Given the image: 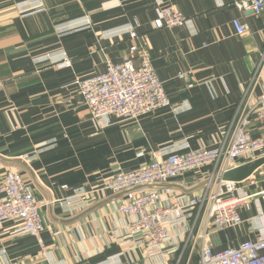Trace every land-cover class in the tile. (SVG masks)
<instances>
[{"label": "crops", "instance_id": "1", "mask_svg": "<svg viewBox=\"0 0 264 264\" xmlns=\"http://www.w3.org/2000/svg\"><path fill=\"white\" fill-rule=\"evenodd\" d=\"M236 1L0 0V180L13 170L28 182L46 246L40 254L20 221L4 222L0 264H176L188 213L174 210L166 217V246L127 242L130 217L117 206L139 189L110 192L102 184L117 168H137L221 139L264 47V10L240 12ZM164 3L186 16L183 26H163ZM235 17L248 26L245 33H236ZM134 18L139 37L132 39ZM134 43L149 50L170 108L120 122L104 117L98 124L78 81L102 72L107 60L120 62ZM255 91L261 93L260 85ZM262 162L242 157L231 168L232 179H246L236 198L250 195L238 204L241 222L201 224L193 250L178 264H197L205 233L217 247L264 234V201L254 195L264 186ZM204 176L205 169L192 170L146 188H157L163 204H171L198 194V177Z\"/></svg>", "mask_w": 264, "mask_h": 264}, {"label": "built area", "instance_id": "2", "mask_svg": "<svg viewBox=\"0 0 264 264\" xmlns=\"http://www.w3.org/2000/svg\"><path fill=\"white\" fill-rule=\"evenodd\" d=\"M234 7L240 12L259 15L264 10V0H237ZM160 15L163 26L167 27H181L186 21V16L172 3L162 4ZM231 22L237 34L248 30L239 17ZM139 24L136 18L132 20L130 38L139 37ZM64 63L69 64L70 60L64 58ZM262 71L264 47L259 52L250 83L215 145L158 157L138 169L120 170L107 183L114 190L125 191L128 187L139 188L146 183L176 179L191 170L205 169V176L198 177L202 183L200 192L176 199L171 204H163V193L152 188L121 198L117 208L130 217L127 228L131 238H137L144 247L166 246L171 242L166 217L174 210L188 213L191 222L178 244V264L193 250L201 224L232 227L241 222L238 204L246 202L250 195L236 198L235 192L246 179H227L225 175L236 166L238 159L260 157L264 184V81H261L262 94L256 95L255 91ZM78 87L89 116L96 120L105 116L113 120L135 119L143 113L170 108L149 51L140 43L131 44L120 62L107 60L102 72L81 78ZM254 195L264 201V186ZM13 220L21 222L22 233L34 237L38 252L44 254L42 232L45 224L39 206L22 176L9 170L0 182V224ZM185 250L189 253L184 254ZM197 264H264V234L256 231L251 238L217 247L208 242L205 233Z\"/></svg>", "mask_w": 264, "mask_h": 264}, {"label": "rangeland", "instance_id": "3", "mask_svg": "<svg viewBox=\"0 0 264 264\" xmlns=\"http://www.w3.org/2000/svg\"><path fill=\"white\" fill-rule=\"evenodd\" d=\"M176 7V6H175ZM186 22V21H185ZM185 24V23H184ZM167 27V26H166ZM146 48V47H145ZM147 49V48H146ZM148 50V49H147ZM149 51V50H148ZM150 56V55H149ZM68 59V58H67ZM258 59H259V55H258ZM151 60V59H150ZM62 63H64V58H63V60H62ZM152 63V62H151ZM258 63V62H257ZM64 64H66V63H64ZM70 64V63H69ZM153 65V64H152ZM257 65V64H256ZM154 67V66H153ZM154 69H155V67H154ZM255 69H256V66H255ZM255 69H254V71H255ZM262 72H264V71H262ZM180 75V74H179ZM183 75H185V76H188V74H183ZM159 76V75H158ZM160 78V77H159ZM80 80V79H79ZM161 80V79H160ZM162 81V80H161ZM261 81H264V77H261V80L260 81H258L257 82V84H256V87L257 86H259L260 85V87L262 88L263 86H262V82ZM249 83H250V81L248 82V84L246 85V88L248 87V85H249ZM0 84H1V89L0 90H2V82H0ZM162 85H163V82H162ZM164 88V87H163ZM246 88H245V90H246ZM78 90H79V93H80V95H81V99H82V101H83V103L85 104V102H84V100H83V96H82V94H81V92H80V89H79V87H78ZM244 90V91H245ZM244 91H243V93H244ZM262 91H263V88H262ZM262 91H261V93H256V95H261L262 94ZM257 92V91H256ZM243 93H242V95H243ZM242 95H241V97H242ZM241 97L239 98V101L241 100ZM239 101H238V103H239ZM237 103V104H238ZM237 106V105H236ZM160 111H163V110H159V112ZM150 112H157V111H150ZM148 113V112H147ZM143 114H145V113H143ZM143 114H141V115H143ZM141 115H139V116H141ZM138 116V117H139ZM105 117H108V116H105ZM137 117V118H138ZM91 118V117H90ZM104 118V117H103ZM109 118H111V117H109ZM93 119V118H92ZM136 119V118H135ZM93 120H95L98 124H100V122H101V119L100 120H96V119H93ZM113 120V119H112ZM124 120H131V118L130 119H121V120H115V121H118V122H120V121H124ZM230 120V119H229ZM228 120V121H229ZM158 158V157H157ZM157 158H155V159H157ZM155 159H152L149 163H151L152 161H154ZM149 163H147V164H149ZM146 164V165H147ZM141 167H144V166H139V167H137V168H132V170L133 169H138V168H141ZM120 170H129V169H122V168H117L116 169V171L113 173V176L111 177V178H109L108 180H105L104 182H103V184H102V186H103V188L104 189H106V190H108V191H110V192H124L123 190H120V191H117V190H114V189H112V188H110V187H108L107 186V183L110 181V180H112L113 179V177L115 176V174L118 172V171H120ZM11 171H13V170H11ZM192 171V170H191ZM15 172H18V171H15ZM189 172V171H188ZM6 173H7V171H6ZM5 173V174H6ZM20 175H21V173L20 172H18ZM5 174L3 175V177L1 178V180H0V182L3 180V178H4V176H5ZM22 176V175H21ZM23 178V177H22ZM178 179H180V177H177L176 179L175 178H172V179H169V180H165V181H158V182H153V183H146V184H143V185H141L138 189V193L139 192H141V191H144V190H148L147 188H146V186H148V185H154V184H158V183H173V182H175L176 180H178ZM23 180H24V178H23ZM175 180V181H174ZM24 182L27 184V186L30 188V190L32 191V194H33V196H34V199H35V201H36V203L38 204V206H39V209H40V205H39V203L37 202V200H36V198H35V195H34V193H33V190H32V188L29 186V184H28V182L27 181H25L24 180ZM131 189H133V187H128V188H126V190H131ZM152 189H157V188H152ZM125 190V191H126ZM137 193V194H138ZM119 203V202H118ZM128 229V228H127ZM26 235H28V234H26ZM29 237H31V238H33L34 240H35V242H36V244H37V241H36V239L34 238V237H32V236H30V235H28ZM129 238H130V240H129ZM132 239L133 238H131L130 236H129V234L127 235V237L125 238V241H127V242H129V241H132ZM137 239V238H136ZM45 244V243H44ZM37 246H38V244H37ZM46 247V246H45Z\"/></svg>", "mask_w": 264, "mask_h": 264}, {"label": "water", "instance_id": "4", "mask_svg": "<svg viewBox=\"0 0 264 264\" xmlns=\"http://www.w3.org/2000/svg\"><path fill=\"white\" fill-rule=\"evenodd\" d=\"M232 169H233V168H232ZM232 169H230V170L226 173L225 178H227V179H232V178L230 177V174L232 173Z\"/></svg>", "mask_w": 264, "mask_h": 264}]
</instances>
